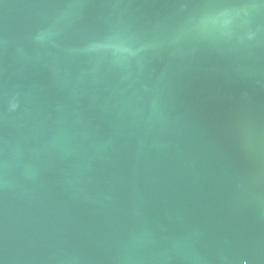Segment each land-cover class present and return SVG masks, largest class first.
Listing matches in <instances>:
<instances>
[{
	"label": "water",
	"instance_id": "water-1",
	"mask_svg": "<svg viewBox=\"0 0 264 264\" xmlns=\"http://www.w3.org/2000/svg\"><path fill=\"white\" fill-rule=\"evenodd\" d=\"M0 264H264V0H0Z\"/></svg>",
	"mask_w": 264,
	"mask_h": 264
}]
</instances>
